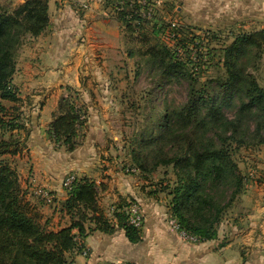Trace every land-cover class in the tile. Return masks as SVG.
Returning a JSON list of instances; mask_svg holds the SVG:
<instances>
[{
    "label": "rangeland",
    "instance_id": "obj_1",
    "mask_svg": "<svg viewBox=\"0 0 264 264\" xmlns=\"http://www.w3.org/2000/svg\"><path fill=\"white\" fill-rule=\"evenodd\" d=\"M161 2L155 16L144 23L131 22L133 25L128 27L123 22L121 49L115 53L95 54L90 59H85V67H88L83 70V74L87 78L86 83L90 85L86 86L85 91L67 87L66 96L77 98L88 111L91 123H87L81 130L84 136L89 132L90 126H93L99 131V140H105L109 144V148L99 158L110 161L111 164L118 162L119 170L132 178L133 182H140V193L158 201L167 212L169 224L170 215H174L173 198L174 189L179 184V170L174 163H161L151 170L150 168L163 158L182 154L184 136H193L194 132L198 135L197 142L201 147L214 132H207V124L187 125L182 118L174 117L189 99V73L187 71L184 77L179 73L166 74L162 57L154 54L159 52L169 59L170 53L175 51L178 58L187 60L189 70L198 78L197 85L206 88L215 97L227 120L234 121L241 101H247L244 94L247 82L242 83V88L235 91L230 100L223 97L226 88L220 84L227 80L230 76L229 68H232L233 72L239 74H252L259 85L264 87V50L244 44L239 53L231 56L233 67L228 64L226 52L238 36L264 29V6L259 5L264 0H257L255 10L249 14L245 8L244 12L241 10L236 14L233 7L231 13V7H219L215 0L209 5L206 14L200 11L197 0ZM1 5L14 8L8 0L1 1ZM128 7L130 9L129 5ZM117 12L120 18V10ZM29 37L33 36L26 35L18 50L16 72L12 81L20 100L0 101V119L3 120L0 121V141L16 143L19 151L17 154L0 155V163L8 162L17 170L24 198L31 206L34 204L38 209L39 205H44L53 209L60 206L57 198L48 203L34 192L36 187L33 186V190L27 187L29 178L34 175L32 158L27 148L31 118L37 117L36 113H32L36 112L33 108L37 106L31 101V94H35L36 88L28 94V88L25 89L22 83L23 75L18 74L17 67L18 64L19 67L22 66L23 58L28 56L30 48L35 47L36 40ZM41 94L44 95V92ZM166 112L172 113L174 117L173 127L161 140L150 142L158 136L157 125ZM206 112L202 113V117ZM245 117L240 121L234 139L229 140L226 145L232 162L236 165L235 175L231 173L229 179L220 184L209 180L199 195L215 203L214 211L225 207L220 221L215 224L218 230L216 239L222 238V245L231 242V238L239 240L233 248L240 258L236 264H264V225L253 223L252 208L245 205L243 198V194L249 189L248 180L261 186L264 179V126H258L254 111ZM221 124L217 125V129L230 136L231 128L226 131ZM13 125L16 126L15 129L12 128ZM53 146L55 151L62 150L65 161H70L71 158L66 157V154H71V151L65 144L56 143ZM141 162L146 164L148 170L140 167ZM70 173L77 174L73 169H68L62 176L55 172L54 178L58 181L63 178V186V180ZM133 201L140 204L136 199ZM45 221L42 216V223Z\"/></svg>",
    "mask_w": 264,
    "mask_h": 264
},
{
    "label": "trees",
    "instance_id": "obj_2",
    "mask_svg": "<svg viewBox=\"0 0 264 264\" xmlns=\"http://www.w3.org/2000/svg\"><path fill=\"white\" fill-rule=\"evenodd\" d=\"M121 1L124 3L121 4ZM121 1L117 4V9L120 10V19L126 22V26L131 27L133 25L131 22L144 23L148 20L135 12L136 9L128 0ZM49 20V0H25L12 9L0 4V101L20 100L12 82L16 72L18 50L26 35L33 37L40 35L47 28ZM244 44H251L264 50V29L243 34L234 40L226 52L230 67H233L231 56L239 53L240 47ZM154 55L162 57L166 74L179 73L184 77L187 71L189 73L187 76L190 85L189 99L174 117L182 118L187 125L207 124L205 125L208 126L207 132L213 131L214 134L206 138V142L201 147L198 146V135L194 132L193 136H184L183 153L171 158H163L150 170L161 163H174L175 168L179 170V184L174 189L173 198L174 216L187 232L197 236L199 240H213L218 236L215 224L220 221L225 207L214 211L215 203L210 199L202 198L199 193L209 180L220 184L228 180L231 173L235 175L236 165L233 164L226 145L229 140L234 139L240 121L242 122L245 116H250L253 111L258 126H264V87L259 85L252 74H239L229 68L230 76L220 84L226 88L223 96L226 100H230L234 92L242 88L244 81L247 82L244 90L247 101H241L236 119L230 121L225 117L221 104L215 100V97L211 96L206 88L197 85L198 78L189 70L187 60L178 58L175 51L170 53L169 59L159 52ZM68 89L72 88L68 87ZM0 106L2 107L1 103ZM205 110L207 112L202 117ZM174 117L170 112L164 114L162 121L157 125L158 136L150 142L161 140L170 132ZM0 121H3L2 118ZM87 123L88 111L84 108V103H80L72 95L63 96L53 113L49 134L57 144H65L70 151H73L83 143L85 136L81 130ZM218 124L225 126L226 131L231 128L232 134L225 135L227 132L217 129ZM12 128L15 129L16 126L13 125ZM15 145L16 143L6 140L0 141V155L17 154L19 148ZM13 146L15 148L11 149ZM140 167L148 170L144 162L140 163ZM24 196L17 170L8 162H1L0 264H72L74 260L70 259L67 253L72 252L77 246L73 232L75 228L79 230L81 236H86L88 233L85 226L88 221L94 222L96 229L104 232L112 233L116 228L98 205L97 184L88 177L78 178L64 202V208L71 216L72 222L68 227L58 231L50 230L46 223H42L41 213L31 206ZM125 205L126 203L119 205L120 209L122 210ZM114 215L117 224L125 229L129 240L138 242L140 231L126 222L125 213L115 212Z\"/></svg>",
    "mask_w": 264,
    "mask_h": 264
},
{
    "label": "crops",
    "instance_id": "obj_3",
    "mask_svg": "<svg viewBox=\"0 0 264 264\" xmlns=\"http://www.w3.org/2000/svg\"><path fill=\"white\" fill-rule=\"evenodd\" d=\"M1 1L3 0H0V4ZM8 1L11 6L16 7L25 0ZM120 1L49 0V24L40 35L29 37L36 40L35 47L30 48L28 56L23 58L22 66L19 67L18 64L17 72L23 75L22 83L25 89L28 88V94L36 88L35 94H31V101L37 106L33 108L36 112H32L33 115L36 113L37 117L31 118L27 148L32 158L34 175L29 178L27 187L29 190H33L38 184L47 187L60 204L53 209L38 204L37 210L45 217V223L50 230L58 231L71 225L72 218L64 208L68 193L62 186L63 178L58 181L54 178V173L62 176L64 171L73 169L78 178L88 177L96 182L98 205L106 216L113 217L109 220L116 226L114 232L108 233L96 229V224L89 222L85 224L88 232L86 236H81L75 228L73 232L77 246L67 253L68 257L74 260V264L239 263V254L233 250L234 245L239 242L238 239L231 238V242L226 245L221 244L222 238L191 242L171 227L167 222V212L158 201L140 193V182H133L132 178L119 170L118 162L111 164L110 161L99 158L104 150L109 148V144L105 140H99L96 127L90 126L83 143L71 151V154H66V157L71 158L70 161H65L61 149H53L56 142L49 135V124L53 120V113L57 110L61 96L67 95V87L85 91L86 86L90 85L86 83L87 78L83 74V70L88 67H85L86 60L95 54L115 53L123 47L124 27L117 12V4ZM197 1L200 11L206 14L213 0ZM215 2L219 7H231V13L233 7L236 14L241 10L244 12V8L249 14L257 6V0ZM262 4L264 6V2L259 3ZM88 123H91V118ZM247 187L249 189L243 194V198L245 205L252 208L253 223L264 225V179L261 186L253 180H248ZM133 199L140 202L145 218L138 242L129 240L125 229L117 224L114 215L125 207L121 210L119 205L127 204ZM33 207L36 206L33 204ZM83 248L88 249L86 255L83 254Z\"/></svg>",
    "mask_w": 264,
    "mask_h": 264
},
{
    "label": "built area",
    "instance_id": "obj_4",
    "mask_svg": "<svg viewBox=\"0 0 264 264\" xmlns=\"http://www.w3.org/2000/svg\"><path fill=\"white\" fill-rule=\"evenodd\" d=\"M131 6L135 8V12L140 13L142 16L146 17L147 19H151L155 16L158 7L161 5V0H128ZM121 4L124 1L120 2ZM135 3V5H133ZM138 6V8H137ZM78 180V176L74 173L68 174L65 179L63 180V187L68 193V195L73 190L75 183ZM35 192L37 195L43 197L48 203L54 202L55 195L47 189L45 186H37ZM123 212L126 215V219L129 225L133 226L137 230H141L144 226V213L141 205L133 200L128 201V203L123 208ZM169 224L173 227L179 234L186 240L191 242H196L199 238L195 235L190 234L187 232L180 224L179 220L176 216L170 215ZM83 254L88 253L87 248H83Z\"/></svg>",
    "mask_w": 264,
    "mask_h": 264
}]
</instances>
